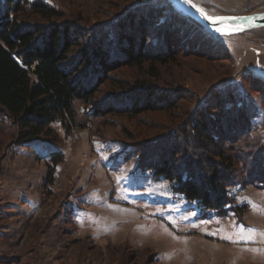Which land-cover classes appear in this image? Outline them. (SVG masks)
<instances>
[{
	"label": "rangeland",
	"instance_id": "obj_1",
	"mask_svg": "<svg viewBox=\"0 0 264 264\" xmlns=\"http://www.w3.org/2000/svg\"><path fill=\"white\" fill-rule=\"evenodd\" d=\"M8 1L0 0V15ZM14 1L21 8L18 22L35 27L75 25L88 33L81 41L84 46L104 35L118 43L121 23L127 33L135 34L147 6L159 7L155 19L161 22L162 6L169 4L168 0ZM192 1L214 17L264 12V2ZM34 2L58 15L40 17L30 8ZM133 16L135 26L130 29ZM188 24L185 34L190 32ZM162 30L159 24L153 26L149 45ZM211 41L213 50L206 56L181 51L174 61L158 65L156 76L149 67L124 66L111 72L95 103L76 105L78 122L87 127L66 135L56 123L52 126L56 140L41 137L22 145L12 119L0 115V264H264V158H260L264 28L213 36ZM138 82L180 99L172 109L139 116L92 114L102 104L103 110L111 104L123 106L117 98L132 94ZM207 109L209 123L219 126L221 120L224 125L221 146L225 155L235 158L230 167L215 148L200 149L187 127L191 117ZM172 147L178 149L179 166L190 165L206 175L218 170L232 201L227 208L237 206L244 212L233 210L225 216L202 212L196 203L176 194L169 181L153 178L150 163L157 165ZM52 151H60L64 160L49 183ZM249 235L252 239L244 238Z\"/></svg>",
	"mask_w": 264,
	"mask_h": 264
},
{
	"label": "trees",
	"instance_id": "obj_2",
	"mask_svg": "<svg viewBox=\"0 0 264 264\" xmlns=\"http://www.w3.org/2000/svg\"><path fill=\"white\" fill-rule=\"evenodd\" d=\"M151 6L142 8L145 9V14L143 12L139 18L135 34L127 33L126 25L121 23L118 27V43H113L104 35L97 40L94 38L84 46L81 41L87 38L86 30L74 29L75 25H25L18 22V13L21 10L19 3L8 1L6 11L0 15V115L6 113L17 126L18 143L26 145L41 137L56 140L57 134L52 128L56 123L61 124L66 135H70L75 128H86L87 124L78 122L77 103H95L99 87L107 82L110 73L117 69L124 66L141 70L149 67V72L156 76V67L174 61V57L181 51L185 52V55L194 53L196 56H206V51L213 50L211 40L214 35L191 18L176 11L170 2L167 6H162L164 8L160 13H165V16L161 22L155 19L159 7ZM30 8L43 18L58 15L54 9L42 2H34ZM135 18H131L130 29L135 26ZM186 22L190 23V28L187 27L190 32L185 34ZM156 24L163 29L160 31L161 37H156L154 44L149 45L147 41ZM81 46L76 57L72 58L76 48ZM149 49L154 51L153 54ZM144 83L138 82L137 86L130 90L133 91L132 94L120 95L122 97L117 98L123 101V106L111 104L103 110L102 104L101 107L97 106L92 114L139 116L149 111L172 109L180 99V96L172 99L169 92L159 88L153 89ZM133 93H142L145 97ZM208 112L207 109L198 114L197 118L191 117L187 127L195 134L200 149L215 148L214 153L225 158L227 163H224L230 167L235 158L225 155L221 146L224 125L221 120L219 126L209 123L206 116ZM186 131L188 130L184 132L188 133ZM186 137L188 139L189 135H185ZM235 142L237 140L233 141ZM172 148L170 153L166 151L157 165L150 163L153 178L169 181L176 194L196 203L202 212L215 211L217 215L225 216L233 210L236 213L243 211L244 208L237 206L227 208L232 201L224 189V180L218 170L213 169L212 174L206 175L190 165L179 166L176 152L178 149ZM260 158H264V154H261ZM63 160L64 156L60 151L51 152L48 162L49 183L54 182L55 169Z\"/></svg>",
	"mask_w": 264,
	"mask_h": 264
},
{
	"label": "water",
	"instance_id": "obj_3",
	"mask_svg": "<svg viewBox=\"0 0 264 264\" xmlns=\"http://www.w3.org/2000/svg\"><path fill=\"white\" fill-rule=\"evenodd\" d=\"M173 8L179 13L191 18L202 27H204L209 33L214 36H234L241 35L246 32H250L256 29L264 28V12L249 14V15H223L217 17L228 18L223 21L212 23L209 19H206L203 13H206L198 4L192 0H168ZM195 5V6H193ZM199 9H202L201 12ZM208 16H211L208 14ZM247 17L248 19H242ZM235 18V19H234ZM220 28L221 31L217 32L216 29ZM242 28L243 31H233L234 29Z\"/></svg>",
	"mask_w": 264,
	"mask_h": 264
},
{
	"label": "snow or ice",
	"instance_id": "obj_4",
	"mask_svg": "<svg viewBox=\"0 0 264 264\" xmlns=\"http://www.w3.org/2000/svg\"><path fill=\"white\" fill-rule=\"evenodd\" d=\"M193 6H195V5H193ZM199 10H200L201 12H203L202 9H199ZM203 14H204L205 18H206V19H209L212 23H217V22L223 21V20H225V19H228V18H224V17L213 18V17L208 16L207 13H203ZM262 18H264V17H262ZM234 19H235V18H234ZM242 19H248V18H247V17H244V18H242ZM243 30H244V29H242V28H237V29H234L233 31H243ZM216 31H217V32H220L221 29H220V28H217ZM241 231H243V228H242V227H241ZM247 231H248L249 233H254V232H255L254 229H248ZM244 238H245V239H252V236L249 235V236L244 237ZM228 239H231V237H228Z\"/></svg>",
	"mask_w": 264,
	"mask_h": 264
},
{
	"label": "built area",
	"instance_id": "obj_5",
	"mask_svg": "<svg viewBox=\"0 0 264 264\" xmlns=\"http://www.w3.org/2000/svg\"><path fill=\"white\" fill-rule=\"evenodd\" d=\"M250 2H252L253 4H260L263 3L264 0H250Z\"/></svg>",
	"mask_w": 264,
	"mask_h": 264
},
{
	"label": "crops",
	"instance_id": "obj_6",
	"mask_svg": "<svg viewBox=\"0 0 264 264\" xmlns=\"http://www.w3.org/2000/svg\"><path fill=\"white\" fill-rule=\"evenodd\" d=\"M225 1H226V3H228V1H229V0H228V1H227V0H225ZM235 1H240V2H242V0H235ZM229 2H230V1H229ZM195 3H196V2H195ZM196 4H197V3H196Z\"/></svg>",
	"mask_w": 264,
	"mask_h": 264
}]
</instances>
